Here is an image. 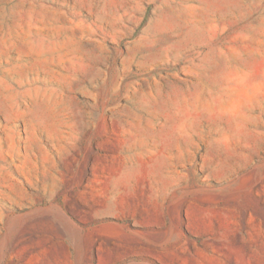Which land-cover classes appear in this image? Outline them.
<instances>
[{
    "label": "rangeland",
    "instance_id": "374dc122",
    "mask_svg": "<svg viewBox=\"0 0 264 264\" xmlns=\"http://www.w3.org/2000/svg\"><path fill=\"white\" fill-rule=\"evenodd\" d=\"M0 264H264V0H0Z\"/></svg>",
    "mask_w": 264,
    "mask_h": 264
}]
</instances>
